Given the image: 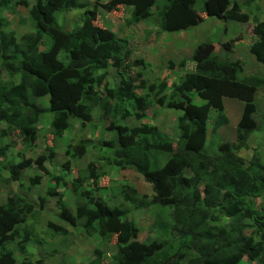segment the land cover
<instances>
[{
	"label": "trees",
	"instance_id": "16d2710c",
	"mask_svg": "<svg viewBox=\"0 0 264 264\" xmlns=\"http://www.w3.org/2000/svg\"><path fill=\"white\" fill-rule=\"evenodd\" d=\"M10 1L0 0V14L10 9ZM35 1L28 12L33 32L23 35L20 43L11 33L0 36L1 67L8 79L0 81V142L18 134L26 146L32 147L38 120L44 114L51 115L50 127L56 136H61L79 106L89 105V109H93L98 105L95 96L97 89L102 88L106 107L111 110V120L104 130L111 137L100 149L107 151V155L102 161L88 164L85 179L98 187L99 181L107 175L102 170L104 166L119 173L130 172L133 179L139 177L149 189V194L140 192L128 183L114 188H119L118 195L130 211L152 206L173 209L171 232L161 242L139 241V227L127 213L128 208L111 206V198L94 196L95 190L81 192L86 201L73 213L58 202L60 221L76 228L83 219L86 234H95L102 241L114 238L116 264L131 261L134 264H240L245 259L253 264H264V219L252 204L255 198L264 195V166L255 154L248 167L236 156L240 150L248 149L247 140L258 128L256 120L264 121L259 108L264 107V101L256 102L260 88L264 91V20L258 16L253 19L255 41L248 54L243 55L244 58L252 56L262 66V76L241 77L242 62L233 47L237 40L224 43L220 40L216 53L215 44L211 42L196 46L192 55L195 71L172 85L167 104V108L180 113L177 119L180 136L174 141L160 139L155 127L141 124L149 103L136 94L135 87L143 89L149 100H154V105L162 106L164 100L156 94L163 92L166 85L150 84L141 71L125 78L131 66H146L141 60H129L132 52L128 50L127 40L107 29H99L94 36L95 10L88 11L79 0ZM237 1L112 0L111 3L131 8L130 22L134 25L147 20L152 11L160 10L159 4H163L161 32L177 33L197 27L200 17L248 23L251 16L241 12ZM252 2L243 1L242 6L247 7ZM198 4L199 10H195ZM82 9L80 26L73 30L65 31L56 23L54 13ZM2 25L0 20V28ZM226 32L223 28L222 36ZM83 46L89 49L88 53L82 52ZM109 67L119 72L123 79L121 85L109 88L106 74H98ZM14 78H18L17 83L13 82ZM191 95L204 103L192 104ZM45 96L48 97L47 110L35 103ZM223 98L241 102L242 113L235 128L236 142L218 146L220 157H214L204 153L207 126L211 111L226 124L222 117ZM99 99L102 101L101 97ZM84 118L89 120V116ZM129 118H134V124L127 128L122 123ZM10 122L14 123L13 127L6 125ZM218 126L215 124L211 131H217ZM86 145L87 141H81L67 149L65 155L79 160L85 156ZM6 153L5 144L0 148V161H3L0 166L14 180L18 181L20 174L32 165L40 172L31 180L32 184H39L43 176L48 175L43 165L51 163L52 153L34 161L21 159L9 166H6ZM160 155L168 156L161 166L156 161ZM95 164H99L96 170L93 169ZM63 169L69 170L68 162ZM186 171L192 176L186 177ZM66 176L57 177L56 181ZM44 203L42 199L40 209ZM33 213V205L20 195H9L6 203L0 205V264H15L12 253L5 249L21 237ZM28 239L27 234L23 235L19 244L21 253ZM25 262L29 263L30 258L26 257ZM90 264H103L101 254Z\"/></svg>",
	"mask_w": 264,
	"mask_h": 264
},
{
	"label": "rangeland",
	"instance_id": "374dc122",
	"mask_svg": "<svg viewBox=\"0 0 264 264\" xmlns=\"http://www.w3.org/2000/svg\"><path fill=\"white\" fill-rule=\"evenodd\" d=\"M79 1L88 11L95 10V16L92 19L94 36L99 29H107L118 37L127 40L128 50L133 52L129 56L131 62L146 60L144 63L146 66H131L130 74L125 75V78L141 71L150 84H154L157 87L160 84L166 85L163 92L156 94L157 91H154L156 97L163 98L164 103L162 106L154 105V100L150 101L149 96H147L143 89L135 87L136 94L144 97L149 103V109L141 124L155 127L158 137L164 140L175 141L180 136L177 120L180 113L167 108V104L170 101L169 96L172 91V85L178 83L181 76L194 71V65L190 61L189 55V50L193 48V43L195 41L211 42L218 48L220 40L225 41L240 33L248 37V40L252 36L249 24L241 25L236 22H228L223 28L226 27L227 31L230 30V36L228 35L225 38L222 36V25L217 20L211 19L209 20V24H207L206 20L203 19L205 17H200L199 25L193 29L198 38L191 32L189 35L185 33L186 39L182 41L176 39L177 43L172 39H159L154 42L156 32H158L157 27L160 24V10H162L163 4H159L160 10L153 11L152 15L143 21L142 24L134 25L130 22L131 8L129 7L114 6L111 3L112 0ZM243 1L246 2L247 0H238L237 6L241 12L248 13L246 10H243ZM262 2V0H253L247 6L258 10V12L252 14V21L261 11L260 8L264 7ZM35 3V0H11L10 9L0 14V20L3 24L0 28V36L11 33L16 37L17 42L20 43V38L23 35L32 33L33 28L32 23L28 19V12ZM194 8L195 10H199L200 5L198 4ZM83 12V9L72 10L70 12H56L54 13V17L56 23L62 29L69 32L74 27L80 26V17ZM233 27L235 28L234 30L230 29ZM179 33H171L170 35L177 38L179 37ZM170 42H174V46L178 48L173 58L171 56L172 47H170ZM83 47L82 52L88 53L89 49L85 46ZM41 50L43 49L41 48ZM1 66L0 56V81H8ZM247 72L248 69L244 67L243 74L245 76H249ZM104 73L106 74L105 80H107L105 82H108L109 88L121 85L123 79H121L116 69L109 67L105 72H99L98 74L102 75ZM13 82L17 83L18 78H14ZM103 93L102 88L97 89L95 97L99 100V103L93 109H89V105L79 106L77 113L70 121V127L66 134L67 139L64 138L62 140L60 139L61 137L54 136L51 129L45 127L49 123L45 119L47 114H44V118L40 119L37 124L38 130L34 146H26L18 134L5 137L0 142V148L4 147L5 144L7 147L5 157L8 162L6 166L14 165L21 159L35 160L43 154H53L51 163H44L48 175L44 176L41 182L35 185L31 183V180L40 175L35 165L23 171L18 181L10 177L8 172L0 166V205L6 203L9 195H21L34 207V213L30 216L31 219L28 225H26L24 233H21V237L5 249L12 253L15 264H90L97 257L98 253L101 254L103 264H116L114 259L117 256V252L114 238H111L109 241H102L95 234H86L83 229V219L78 221V227H70L68 224L60 221L59 215L61 211L58 207L59 202L70 213H73L76 207L82 206L86 201V198L81 196V192L95 190L93 191L95 193L94 196L107 200L110 197L111 206L128 208L123 204L121 197L118 195L119 188L114 189L126 183L135 185L140 192L149 194V189L145 187L139 177L138 179H133V174L130 172L119 173L116 169H106L105 166L102 170L107 175L99 181L98 187H94L89 180L85 179L88 173L86 171L88 164L102 161L107 155V151L100 149H103L101 148L102 143L108 141L111 137L104 130L111 120V110L110 107H106L104 102L106 97ZM259 93L262 94L263 92L259 90ZM99 97L102 98V101H100ZM35 103L40 109H47L48 99L40 98ZM202 103L198 102L195 105L198 106ZM236 107L233 104H226V107H224L222 117L225 118L226 124H222L217 114L211 111L209 115L208 139L204 149L206 155L220 157L217 150L218 146L224 142H236L235 128L240 113V109ZM48 116L50 117V115ZM85 116H89L90 121H85ZM133 122L134 118H129L123 121L122 124L128 128L133 126ZM9 124L10 127L14 125L12 122L6 125ZM215 124L219 125L218 129L212 132L211 130ZM257 124L258 130L247 140L248 149L240 150L239 153H236V156L243 158L245 167L250 165V160H252L254 154L264 166V121L257 119ZM3 128H5V125ZM27 135L28 133L25 134V136ZM81 141H87L85 156L79 160L67 157L65 151L69 148H74ZM166 159H168L167 155L156 157L159 166L163 165ZM0 162L3 165V161ZM67 162L69 164L68 171L63 169V165ZM101 165H104V163H101ZM95 166L94 170L99 167V164H95ZM253 171L255 172V169ZM65 175H67L65 178L56 181L57 177ZM185 176L191 177L192 173L186 171ZM75 180L80 181L78 184H74L73 181ZM102 187L105 188L103 189ZM42 199H45V203L44 207L40 209V201ZM252 204L254 209L260 212L264 219V195L255 198ZM130 210L131 208H128L126 211L139 227V241L161 242L168 238L172 228V207L161 208L152 206L147 209L140 207V209L134 211ZM224 222H227V220L225 219ZM25 234L28 235L29 239L24 243V250L21 253L19 244ZM34 243L37 245H33ZM26 257L31 258V262L26 263ZM134 263V261H131L126 264ZM240 264L253 263L249 260H243Z\"/></svg>",
	"mask_w": 264,
	"mask_h": 264
},
{
	"label": "clouds",
	"instance_id": "9594fccd",
	"mask_svg": "<svg viewBox=\"0 0 264 264\" xmlns=\"http://www.w3.org/2000/svg\"><path fill=\"white\" fill-rule=\"evenodd\" d=\"M263 2V4L262 5H264V0H262ZM238 2V1H237ZM244 9L243 10H246L247 12H248V14L250 15V16H252V14L253 13H255V12H258V10L256 9V8H250V7H243ZM260 12L257 14V16L258 17H264V7H261L260 8ZM132 11V10H131ZM153 11H155V10H153ZM153 11H152V13H153ZM243 12V11H242ZM152 13H151V15H152ZM160 13H161V11H160ZM246 13V12H245ZM130 15H131V13H130ZM130 18V17H129ZM211 19H214V20H217L221 25H222V30H223V26H225L228 22H235V21H226V22H223V21H220V20H218V19H216V18H210V20ZM264 20V19H263ZM254 21H252L251 19H250V21L248 22V23H246V24H249L250 25V28H251V37L249 38V40H248V37H245V35H243V33H240V34H238V35H236V36H234V37H232V38H229V39H227L225 42H227V41H229V40H231V39H234V40H237V41H235V43H234V50H235V52L237 53V58L238 59H241V65H242V68L244 69V67H246L247 69H248V74H249V76H255V75H257V76H262V74H263V72H261V69H262V66L259 64V63H257L255 60H254V58H252V56H247L246 58H244L243 57V55H247L248 54V50H249V48H250V46L254 43V41H255V38H254V35L252 34V28H253V26H254V23H253ZM143 22H140V23H138V24H136V25H140V24H142ZM223 23V24H222ZM237 23V22H236ZM238 24H241V25H243L242 23H238ZM224 28H226V27H224ZM103 29V28H102ZM157 29H158V32H156V38L154 39V40H156L158 37H159V35H162V34H168V35H170L171 33H163V32H161V29H160V24H159V27H157ZM227 29V28H226ZM230 29H232V30H234L235 28L233 27V28H230ZM193 30V29H192ZM190 31V30H189ZM230 31V30H229ZM229 31H227L226 32V34L227 33H229ZM182 32H187V31H182ZM177 33H179V32H177ZM226 34H225V36H226ZM173 36V35H172ZM224 36V37H225ZM242 36H244V38L243 39H245V41L247 42V44H249V48H247L246 50H236L235 49V45H236V43L238 42V41H240V40H242ZM220 42H223L224 43V41L222 40V41H220ZM202 43V42H201ZM246 44V43H245ZM196 48V47H195ZM194 48V49H195ZM194 49H193V51H194ZM193 51H192V54H191V57H190V61H192V55H193ZM133 53V52H132ZM142 62L143 63H145L146 61L144 60H142ZM244 62H245V66H244ZM192 63H193V61H192ZM193 65H194V63H193ZM194 71H195V66H194ZM194 71L193 72H190V73H194ZM243 71V70H242ZM188 74V73H187ZM186 75V74H185ZM244 74L242 73L241 74V77L243 78V77H249V76H243ZM182 77L183 76H181V78H180V80L182 79ZM180 80H179V82H180ZM178 82V83H179ZM178 83H175V84H178ZM260 91L261 92H263L262 94L261 93H259V91H258V93H257V97H256V100H257V103L258 102H260L261 100H263L264 101V91H263V89L262 88H260ZM192 97V99H193V101H192V104H197L198 102H203V101H201L196 95H191ZM42 98H44V97H42ZM45 98H47L48 99V97L47 96H45ZM40 99V98H39ZM196 100V101H195ZM198 100V101H197ZM204 103V102H203ZM202 103V104H203ZM201 104V105H202ZM198 106H200V105H198ZM224 107V106H223ZM47 108H48V105H47ZM259 108H260V110L261 111H264V107H260L259 106ZM213 112H215V111H213ZM223 112H224V110H223ZM216 113V112H215ZM242 113V112H241ZM210 114H211V112H210ZM49 115V114H48ZM51 116V115H50ZM240 117H241V115H240ZM240 117H239V119H240ZM41 118H43V116H41L40 118H39V120L41 119ZM239 119H238V121H239ZM39 120H38V122H39ZM50 120H52V117L50 118ZM71 121V120H70ZM238 121L236 122V125H237V123H238ZM256 122H257V120H256ZM50 125H51V123H50ZM50 125H49V128L51 129V127H50ZM258 125V124H257ZM69 127H70V125H69ZM208 127H209V121H208V126H207V130H208ZM69 129V128H68ZM67 129V130H68ZM37 130H38V128H37ZM66 130V131H67ZM51 131H52V129H51ZM65 131V132H66ZM64 132V133H65ZM63 133V134H64ZM52 134L55 136V134L53 133V131H52ZM62 134V135H63ZM254 134V133H253ZM253 134H251L250 135V137L253 135ZM62 135L61 136H57V137H62ZM207 139H208V131H207ZM35 145V142H34V144H33V146ZM240 152V151H239ZM238 152V153H239ZM241 158V157H240ZM243 159V158H242ZM34 161V160H33ZM45 163H47V162H45ZM33 166V165H32ZM44 166V165H43ZM44 169L46 170V168H45V166H44ZM46 172H47V170H46ZM47 176V175H46ZM44 177V176H43ZM60 177V176H59ZM42 180V179H41ZM56 182V181H55ZM21 196V195H20ZM4 205V204H3ZM245 261H246V259H245ZM30 262H31V258H30Z\"/></svg>",
	"mask_w": 264,
	"mask_h": 264
},
{
	"label": "crops",
	"instance_id": "0c3cea01",
	"mask_svg": "<svg viewBox=\"0 0 264 264\" xmlns=\"http://www.w3.org/2000/svg\"><path fill=\"white\" fill-rule=\"evenodd\" d=\"M204 20H206V23L207 24H209V20H210V18H203ZM259 19H261V20H263L264 19V17H259ZM197 29H199V28H197ZM191 32L192 33H194V36H197V38H198V35H196V33L195 32H193V30H190V31H187V32H180L179 33V37H177V38H175L174 36H172V35H168V34H162V35H159V37L156 39V40H154V42H156V41H158L159 39H162V40H165V39H172L175 43H177V41H176V39L178 40V41H182V40H184V39H186V36H185V33L186 34H188L189 35V33L191 34ZM230 33H227L226 34V36H225V38L226 37H228V35H229ZM163 36H165V37H163ZM230 36V35H229ZM196 38V39H197ZM244 38V36H242V40H240V41H238L237 43H236V45H235V49L236 50H246L247 48H249V44H247V42H246V44H245V39H243ZM195 39V40H196ZM194 40V41H195ZM226 41V40H225ZM224 41V42H225ZM174 42H170L171 44H170V47H172V49H171V56H172V58H173V56H174V53H176L177 51V49L178 48H176L175 46H174ZM196 42V41H195ZM193 43L192 45H193V48H191L189 51H190V53H189V55H190V57H191V54H192V51H193V49L199 44V43H201V41H198V42H196V43ZM204 42V41H203ZM191 46V45H190ZM218 51V48H216V45H215V53ZM146 61V60H145ZM45 98V97H44ZM196 101V100H195ZM198 101V100H197ZM226 104H229V105H235V106H237L236 108H239L240 109V113H239V116H238V119H239V117H240V115H241V112H242V103L241 102H239L238 100H235V99H230V98H223V106L224 107H226ZM44 110H47V109H44ZM225 111H227L226 109H225ZM263 112V115H264V111H262ZM43 118H44V116H43ZM50 118H51V116L49 117L48 116V114L46 115V118L45 119H47V121H48V123H49V125H50V123H51V120H50ZM41 120H42V118H41ZM259 120H261V119H259ZM49 125L48 126H45V127H49ZM257 130H258V128H257ZM67 132H68V130L62 135V137L60 138V139H62V140H64V138L65 139H67V137H66V134H67ZM37 150H39L38 148H37ZM36 150V151H37Z\"/></svg>",
	"mask_w": 264,
	"mask_h": 264
}]
</instances>
